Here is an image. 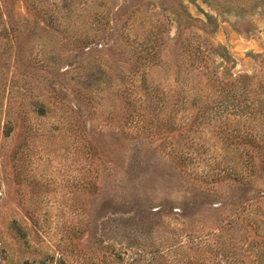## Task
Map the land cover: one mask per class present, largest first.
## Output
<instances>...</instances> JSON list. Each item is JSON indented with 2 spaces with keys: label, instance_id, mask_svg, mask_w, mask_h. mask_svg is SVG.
<instances>
[{
  "label": "rangeland",
  "instance_id": "rangeland-1",
  "mask_svg": "<svg viewBox=\"0 0 264 264\" xmlns=\"http://www.w3.org/2000/svg\"><path fill=\"white\" fill-rule=\"evenodd\" d=\"M0 264H264V0H0Z\"/></svg>",
  "mask_w": 264,
  "mask_h": 264
},
{
  "label": "trees",
  "instance_id": "trees-1",
  "mask_svg": "<svg viewBox=\"0 0 264 264\" xmlns=\"http://www.w3.org/2000/svg\"><path fill=\"white\" fill-rule=\"evenodd\" d=\"M195 41L191 42L189 45L191 46V50H189V55L191 57L192 66L198 72H204L209 68V56L211 52H209L207 47V39L205 37H198L194 39ZM185 51V49H184ZM200 62V65L198 64ZM200 68V69H199ZM203 70V71H202ZM204 87V85H203ZM201 94L204 98H209L208 90L205 88H201Z\"/></svg>",
  "mask_w": 264,
  "mask_h": 264
}]
</instances>
